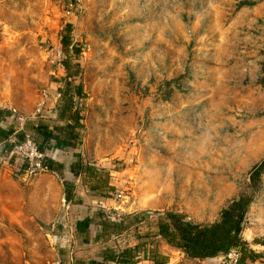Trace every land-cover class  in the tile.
<instances>
[{"label":"rangeland","instance_id":"obj_1","mask_svg":"<svg viewBox=\"0 0 264 264\" xmlns=\"http://www.w3.org/2000/svg\"><path fill=\"white\" fill-rule=\"evenodd\" d=\"M74 1L81 13L63 18L66 0H0V105L24 121L56 108L50 87L66 74L52 64L55 38L70 27L79 51L76 151L101 173L89 184L98 197L74 213L103 210L115 223L143 213L123 232L133 235L167 211L211 224L250 197L241 238L264 257V169L250 179L264 163V0ZM61 179L24 175L0 156V264L66 263ZM125 236L109 245L121 249ZM155 240L168 264H241L190 259Z\"/></svg>","mask_w":264,"mask_h":264},{"label":"trees","instance_id":"obj_2","mask_svg":"<svg viewBox=\"0 0 264 264\" xmlns=\"http://www.w3.org/2000/svg\"><path fill=\"white\" fill-rule=\"evenodd\" d=\"M71 44L70 27H67L64 29L62 36L60 37L61 49L65 55L62 61V66L66 75L61 83V87L58 88L60 97L57 101L60 102L63 100L61 108H63V112L70 111L69 116L73 121V125H66L62 128L59 127L58 131L61 134H65L63 139L55 136L42 126L36 127L32 139L37 144L38 149L45 153L63 148V146L67 144L66 141L68 139L72 141L70 146L76 148L75 145L78 138V129L82 126L79 118L80 107L75 100V97L79 99L83 98L82 89L80 86L73 87L70 78L72 75V73H70V66L73 64L74 58H78L79 51L76 49L75 52H72L73 46ZM1 113L2 112L0 111V114ZM2 114L9 116L10 111H4ZM27 123L28 122L26 121L24 122V131L21 132L17 130L13 131L14 129L12 130V127L6 132L0 129V138L7 139L8 136L12 135L15 137V139H13L14 141H22L27 134ZM75 128H77V133H75ZM51 140H53V143L50 142ZM9 142L11 141L6 142L4 146L0 148V156L2 158H6L5 152L10 151L12 148V145ZM47 166L51 172H57L59 176H62L61 165L47 159ZM263 166L264 163L256 166L250 173V179L253 182V185L259 180V176L264 169ZM70 168L73 170L72 172L75 177H77L80 172L85 173L86 177L91 178V180L97 179L99 176L98 171L95 169L88 165L83 166L78 153L76 155V161ZM63 185L66 191L65 200H68V190L71 187V184L63 181ZM93 189L94 188H92V190ZM250 203V197L242 196L235 199L226 209L221 211L219 220L207 225L194 224L188 220L185 215L174 211H167L164 214H161L157 221L154 222L153 229H148L146 231L135 230V236L138 241L133 249L129 247L120 250L114 249L115 251L106 254L107 260L114 262L115 264H136L138 262L137 258L139 253H143L153 264H167L168 257L158 253L156 249L157 241L155 239L160 237V239H163L168 246L182 252L190 259H216L219 257H225L232 252H236L238 254L239 263L241 264H247V262H256L259 260L264 264L263 254L250 249L248 244L241 238L244 216ZM144 217L145 215L143 213H139L131 218L127 217L122 219L120 221L122 223H115L113 220L108 219L105 216L104 211L97 210L91 218H85L81 222H78L76 224V229L80 234L87 236L89 226L95 224L97 228H99V233H97L96 239L98 238V235L107 237L114 235L120 237L124 231L128 230L127 227H130L134 221L139 223ZM122 225L124 230L121 228ZM84 241L86 242L87 239H84ZM255 244H257V242H255Z\"/></svg>","mask_w":264,"mask_h":264},{"label":"crops","instance_id":"obj_3","mask_svg":"<svg viewBox=\"0 0 264 264\" xmlns=\"http://www.w3.org/2000/svg\"><path fill=\"white\" fill-rule=\"evenodd\" d=\"M50 88L52 90L56 88L57 90V86H53ZM62 104H63V100L60 102L56 100V106H55L56 108L51 109L50 107L52 111H49L50 113L48 114V116L37 117V119H39L37 121H26L28 122L26 130L29 131L31 135H33L34 129H36V127L42 126L43 128L47 129L49 132L53 133L55 136H58L60 139L61 138L63 139L65 134L64 133L61 134L58 131L59 127L62 128L65 127L66 125H73V121L70 119L69 116L70 111L63 112V108H61ZM10 109H14V108H9L4 105H0V111L2 113L4 111L7 112ZM16 111L22 117L25 116L19 110ZM1 114H0V129L6 132L10 130V128L12 127V130L14 129L13 131L17 130L18 125L14 120V118L11 115L6 116L5 114L2 115ZM75 133H77V128H75ZM13 139H15V137L12 135L8 136L7 139L0 138V148H2V146H4L6 142L11 141ZM50 142L53 143V140H51ZM66 143L67 144L63 146V148H60L58 150L56 149L53 151H48L49 159L54 161L56 164L61 165L62 176L60 177H63V181L69 182L71 184V187L68 190V200H65L66 191L63 185V181L61 179L62 181L61 184L63 189L62 203H64L66 205L67 210H69L67 213H65L63 217L62 227L63 229H65V231L61 237L64 238H60L59 241L64 243V245H62L61 243L60 244H61V248H63L64 250L62 251L63 254L64 253L66 254L65 264H115L114 262H110L107 260L106 254H110L111 252L115 251L114 249L120 250V248L109 245V243L112 244L115 240L116 242H121V240H123L124 236L126 235L125 237H127V240H124L125 245H123L121 249L125 247H129L133 249L138 241L136 239L135 232L132 235V233L127 231L121 235L122 237L120 236L118 238H114V235L110 237L98 235V238L96 239L97 233H99L98 230L99 228H97L95 224H91L89 226L87 236H84V234H80L77 231L76 224L78 222H81L85 218H91L93 215L92 216L90 214L80 215V213H74L75 207L82 204H88L89 200L94 201L95 197H98V195H94L92 192H90L92 190V186L89 185L91 184L90 183L91 178L86 177L85 173L80 172L77 177L73 175L72 172L73 170H71L70 167L76 161L77 151L76 148H72L70 146L72 144L71 140L68 139ZM57 154L60 157V159H55ZM86 165L91 166L90 164H83V166ZM95 170L98 171L100 175L101 171L97 169ZM53 173L58 176L57 172H53ZM84 239H87V241L85 242ZM160 242L163 243V241ZM157 252L167 256L166 253L160 252L159 250H157ZM140 255L143 257L141 258ZM137 259L138 262L136 264H153L151 261L148 260V258L145 257L143 253L141 254L139 253ZM56 263L63 264L62 261L60 260H57L54 264ZM168 263L169 262L167 261V264Z\"/></svg>","mask_w":264,"mask_h":264},{"label":"built area","instance_id":"obj_4","mask_svg":"<svg viewBox=\"0 0 264 264\" xmlns=\"http://www.w3.org/2000/svg\"><path fill=\"white\" fill-rule=\"evenodd\" d=\"M63 18H67V16L71 17L72 14L79 15L81 13V7L80 5L76 4L74 0H66L65 7L62 11ZM72 13V14H71ZM62 28H60L61 30ZM50 53L52 56V64L62 69V61L65 57L61 45H60V37L55 38V44H51ZM61 87V85H60ZM53 92L56 94V98L58 99L60 97V93L58 89H54ZM49 94L47 92L43 93V101L39 106V109L37 110V113H39L45 105V102L48 100ZM10 115L14 118V120L17 123V131H24V117H22L15 109H10ZM39 115V114H37ZM12 148L10 151L5 152V156L11 159L15 166H19L22 169V173L27 176H36L41 174H47L50 173V169L47 166V159H49V153L42 152L38 149L37 144L34 142V140L31 138L30 135L26 134L24 136V139L22 141H14L11 140ZM236 257V260H238V254L236 252H232L223 259H229L232 256ZM239 261V260H238ZM60 264V263H56Z\"/></svg>","mask_w":264,"mask_h":264}]
</instances>
